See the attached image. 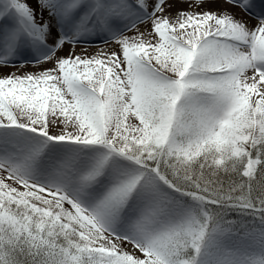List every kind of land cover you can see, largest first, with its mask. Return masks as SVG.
I'll return each mask as SVG.
<instances>
[{
  "label": "snow or ice",
  "instance_id": "1",
  "mask_svg": "<svg viewBox=\"0 0 264 264\" xmlns=\"http://www.w3.org/2000/svg\"><path fill=\"white\" fill-rule=\"evenodd\" d=\"M0 264H264V0H0Z\"/></svg>",
  "mask_w": 264,
  "mask_h": 264
}]
</instances>
